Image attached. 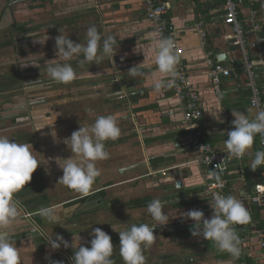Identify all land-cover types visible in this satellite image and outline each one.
<instances>
[{
    "label": "crops",
    "instance_id": "crops-1",
    "mask_svg": "<svg viewBox=\"0 0 264 264\" xmlns=\"http://www.w3.org/2000/svg\"><path fill=\"white\" fill-rule=\"evenodd\" d=\"M165 1L168 6L169 30L177 35L179 44L184 51L183 67L192 86L200 95V103L204 110L202 123L207 129L214 147L217 150H225L224 141L226 138L222 132L223 123L221 122L220 110L209 89L206 68L202 60L206 49L211 50L215 59L227 67L231 60H241L238 49L232 45L231 27L223 23L221 0ZM31 2L35 3L34 0H0V68L10 65L15 67L19 58L24 64L28 61L24 50L22 52L15 51L12 54L15 55H11L9 60H3L6 55L3 51L6 49L4 46L8 45V48L12 49L16 42L22 43L24 42L23 38L26 37H28L27 41L34 42L36 40L37 45L30 49V53L36 51L38 54L41 42L55 46V38L61 34L59 29L77 43L86 41V30L92 25L97 27L102 38L112 34L116 35L118 48L113 60L105 57L100 65L92 62L85 63L83 66H79V60L82 57L74 56L70 60L76 72L83 74L82 79H76L70 85L77 88L86 86V88L91 89L93 98V101H90L92 120L91 123H86L84 127L93 124L98 116L112 115L121 129V134L117 139L105 141V149L109 153V157L97 161L96 167L102 172L104 167L109 168L111 164L121 160L125 161L127 157L129 159L127 165L120 164L115 171L120 170V173L123 174L122 179L113 181L110 176L103 178L98 176L99 181L96 180L87 193L90 195L87 197L90 198L83 204L75 203L85 194L67 186L64 190L68 196L55 202V204H52L53 199H51V195L46 194V191L43 195L30 197V193H33L30 186L31 182H39L42 176V174L40 176L34 172L31 181L13 196V202L20 212L17 222L12 226L13 241L19 251L20 264H30L29 255L31 251L29 245L24 246L23 241L26 237L27 241L28 238L31 239V227L36 228L38 237L45 236V239L32 238V241L37 243V250H32V254L38 252L44 264H50V260L46 257L53 261H63V264H71L70 261L74 255L72 247L65 249L61 245L59 249L53 250L48 246L46 237L52 231L54 233L53 239H55V234H60L71 244L73 240L78 243L80 236L81 245L90 247L89 241L92 237L89 234L94 228L111 231L113 227H116L117 232L112 233H116L118 245L116 253L111 258L115 264H124L120 256L118 232L129 229L133 224H154L155 221L145 207L147 204L157 198L160 200L177 199L181 190L185 192L202 189L205 176L210 175V170L202 169L195 163V156L185 142L186 134L179 103L171 90L165 88L156 92L153 88L154 79L166 80L168 77L159 72L155 62L157 42L153 39L150 23L145 16L143 0H37V10L33 8L35 5H31ZM33 9L37 11V19L41 21L37 24L39 38L31 39L32 33L25 31L29 29V15L30 10ZM249 11V0H246L244 6H238L237 20L244 28L250 27ZM198 21L203 23L207 32L206 48L201 46L200 38L194 30ZM19 26L22 28L19 29ZM39 29L45 31L43 34L41 33V36ZM47 37L48 39H46ZM45 49H47V45ZM141 63H143L141 71L144 75L135 78L130 77L127 74L128 70ZM28 67L16 66L14 73L0 74L2 76L0 78V83H2L0 93L6 92L7 101L16 100L17 97H10L12 96L10 92H14L17 85L8 86L7 83H4L3 78L19 75L20 81L23 82L24 75L26 77L30 75V69L34 65L28 64ZM36 69H31V71L35 70L36 72ZM89 72L94 76L89 75ZM46 86L26 87L20 100L17 99L18 104L23 102V104L21 103V111L17 105L6 103L2 106L0 103V108L3 107L0 112L2 113L0 119L7 118L11 123L9 127L1 125L0 133L6 130L5 128L10 131L22 126L23 122L27 121L26 119L31 124L37 113L49 114L51 106H47L46 98H44L45 92L41 95L38 93V96H29L28 94L29 92L42 91L43 87ZM4 87L7 89H1ZM222 89L223 101L221 105L227 111L231 122L235 119L232 112L243 113L250 119L255 116V111L249 106L250 90L247 87L246 74L242 68L232 71L230 78L223 80ZM56 100H54L53 105L55 102L56 104L60 102V100ZM20 113L22 114L19 115ZM61 114L62 112H59L60 118ZM71 115L73 116L74 113L72 112ZM73 120L69 122L75 123ZM76 126H79L77 122ZM73 131L75 130H71L70 133ZM67 132H65L66 136H68ZM55 133L53 137V147L57 145L55 149L42 150L39 148L38 154L33 155L40 162L42 161L36 170H41L43 173L48 164H54L53 170L47 172L56 175L61 173L62 176V169L57 167L60 159H66L63 154L65 138L63 137V141L57 135L58 132ZM61 135L63 136V132ZM0 136L4 135L0 134ZM10 140L32 144V141L29 142L28 137L26 138L25 133H20L15 139L10 138ZM257 141L255 138L252 148L246 152L240 166L236 162L230 161L225 165L226 170L220 172L224 176L221 180H224L228 185L229 195L240 199L245 207L250 202L248 197L252 194L253 186L264 181V166L256 171H252L249 167L255 152L258 151ZM68 154L73 155L71 151ZM58 156L60 158L57 162L58 158L56 157ZM51 158L55 163L50 162ZM177 181L181 183L180 188L175 186ZM123 186L128 187L127 190L119 192L117 189ZM36 192L39 190L35 187ZM186 195L188 197H185ZM182 197L188 201L201 202L180 210L169 207L163 210L170 219L167 225H157L153 243L144 249L146 264H230L227 257L223 258L224 255L217 252L218 248L213 241L205 240L202 236H193L192 233L186 234L185 228L191 231L194 221L186 219L182 215L183 213L198 209L204 212L206 219L211 217L205 212L201 193L190 195L183 193ZM103 201L106 202L105 205ZM50 205L56 207L55 223H50L38 214H34L41 207ZM257 206L262 208L261 217L263 219L264 202ZM98 210H101L102 216H106H104L102 226L98 225L97 220L93 222L92 218H88L89 215L98 214L96 213ZM108 210L114 212L106 213ZM26 215H31V217H26ZM25 219H32L35 224L27 225L24 223ZM63 223H70L71 228L65 229ZM237 228L240 229L241 225H237ZM246 253V259L253 262L258 250L252 246L249 253Z\"/></svg>",
    "mask_w": 264,
    "mask_h": 264
},
{
    "label": "clouds",
    "instance_id": "clouds-1",
    "mask_svg": "<svg viewBox=\"0 0 264 264\" xmlns=\"http://www.w3.org/2000/svg\"><path fill=\"white\" fill-rule=\"evenodd\" d=\"M59 32L61 34L55 38L58 58L49 60L46 65L48 76L54 82L68 84L83 78V74H78L72 64L67 63L74 56L82 57L79 60V66H83L85 63L92 62L100 65L105 57L113 60L116 55L117 36L112 34L102 38L95 25L87 28L84 43L74 42L60 29ZM175 48L176 44L170 37L161 38L157 43L155 62L159 72L165 74L168 79H154L153 88L156 92L165 88H173L180 77L177 70L180 58ZM142 64L131 67L127 74L132 78L143 76ZM89 75L93 74L89 72ZM31 83L39 84L40 81ZM232 115L235 118L232 121L233 127L227 132L224 144L229 155L240 159L252 148L257 135L264 138V109L258 110L251 119L240 112H232ZM120 134L121 129L112 115L98 116L90 126H81L73 131L71 136L64 141L67 145L70 142L73 155L67 159H60L63 162L58 164L63 175L59 177L58 182L77 192L89 193L96 178L100 175L96 162L109 157L105 149V141L115 140ZM30 145L29 143H18L16 140L11 141L7 136H0V264H20L19 251L12 236V226L17 222L20 212L13 202V196L31 181L32 174L42 164L32 154L31 148L33 147ZM262 166H264V150H258L249 167L252 171H256ZM215 178L222 186L220 175L216 174ZM177 187H181L178 182ZM210 206L214 210L210 219H206L204 212L198 209L188 210L182 214L186 219L194 221L192 235L213 241L219 251L229 253L233 259L238 258L241 253L240 239L233 225L249 222L251 219L249 211L243 202L233 195L216 194ZM163 210V202L158 198L154 199L147 206V212L155 221L154 224H133L129 229L118 232L120 256L124 264H146L144 249L153 243L157 225H167L170 219ZM37 214L50 223L56 222L55 206L41 207ZM32 229L36 228H30V231ZM53 235L52 231L46 237L48 246L53 250L59 249L61 245L65 249L72 247L74 249V255L71 258L73 264H115L111 258L114 249L112 238L100 228H94L89 234L92 237L89 241L90 247L81 245L80 236L78 243L73 240L70 244L62 235L55 234V239ZM46 258L50 260V264H63V261Z\"/></svg>",
    "mask_w": 264,
    "mask_h": 264
},
{
    "label": "built area",
    "instance_id": "built-area-1",
    "mask_svg": "<svg viewBox=\"0 0 264 264\" xmlns=\"http://www.w3.org/2000/svg\"><path fill=\"white\" fill-rule=\"evenodd\" d=\"M144 13L150 23L151 34L155 42L161 38H172L176 44L175 52L180 58L177 65V70L180 77L176 80L175 86L171 88L173 96L179 103V108L182 113V122L185 131V142L195 156V163L202 169L210 170V175L205 176L204 190L201 194L202 198L206 200L205 212L212 217L213 209L210 204L213 203V198L216 194L227 196V184L224 180L220 186L215 178V173L224 169V166L234 161L239 166L243 162V158L237 159L228 154L227 149L217 150L211 142L209 133L202 123L203 107L200 103L199 92L192 86L187 73L183 67L182 59L184 51L181 48L176 33L169 30L167 20L168 6L165 0H143ZM223 9V23L231 27L233 37L231 38L233 47L237 48L242 62V69L246 74L247 87L250 90L249 106L255 111L264 109V35L262 31V18L259 9L255 7L257 0H249L250 4V29L246 30L237 20L238 6L240 2L235 0H221ZM194 30L198 34L201 46L206 48L207 32L201 21L195 24ZM251 58V59H250ZM203 64L206 68V76L209 82V89L214 95L218 108L220 110V117L223 121L222 132L227 139V132L232 130V122L229 119L227 111L222 108L223 89L222 83L224 79L230 78L234 61H230V65L224 66L222 62L215 59L213 52L206 49L203 53ZM257 67L260 71L261 86L257 81V74L255 71ZM254 118V117H253ZM259 148L264 150V138L259 135ZM251 203L261 205L264 202V181L256 184L252 188V194L249 195ZM178 202L177 199H174ZM164 206L168 203L162 201ZM31 217V215H26ZM237 228V225H233ZM32 233L36 229L31 230ZM239 236L240 239V256L236 259L229 255L230 264H264V232L257 231L253 235L246 234ZM254 246L258 250V254L254 257L253 262L246 259L245 252L249 253L250 248ZM217 252H221L217 249ZM246 253V254H247Z\"/></svg>",
    "mask_w": 264,
    "mask_h": 264
},
{
    "label": "rangeland",
    "instance_id": "rangeland-1",
    "mask_svg": "<svg viewBox=\"0 0 264 264\" xmlns=\"http://www.w3.org/2000/svg\"><path fill=\"white\" fill-rule=\"evenodd\" d=\"M31 5L36 6L37 2H35V3L31 2ZM36 10H34V9L30 10V15H29L28 26H29V28L32 27L34 29L32 32H30V33H32L30 36L31 39L36 38L39 35V33H37L38 32V29H37L38 25L37 24L41 20L37 19L38 16H37ZM39 31H40V36H41V33L43 34V32H45V31H41V29H39ZM46 31H48V30H46ZM23 39H24V42L19 43V44L16 42V45L12 49H9L8 45L4 46V47H6V49L3 51H5L6 55L3 57V60H9L10 56L13 53H15V51H21L22 52V50H24L27 54L26 59L28 61H26L24 64L22 62V60H20V58H19V62L18 63L16 62V66L22 67V65H24V67L27 68L28 64H33L34 67L31 69H34V68H37V69H36V72H35V70L31 71V69H30L31 73H30V75H27V77L24 75L25 79L23 78L24 79L23 82L20 81V84L16 86V89L14 90V92L13 91L10 92V94H12V96H10V97H17L16 100L17 99L20 100V97L24 93L23 92L24 89L26 90V87L37 86V85H39V86L40 85H42V86L47 85L46 87H43L42 91L29 92L28 94H29V96H32V95L38 96V93L41 95L42 93L45 92L46 95L44 94V98H46L47 106H51V107L49 109L50 110L49 114L48 113L47 114L44 113V115L41 113L40 114L37 113V115L34 114L36 116H35L34 120L31 121V124H29L28 119H26L27 121L25 123L23 122L22 126L16 127L15 129L10 130V131L7 130L8 128H5L6 130L1 132L0 134L7 136L11 139H15L20 133L21 134L25 133L26 138L28 137V141L29 142H30V140L32 141L31 142L32 143L31 145L33 147V148H31L32 154L37 155L39 148L42 150H52L53 148L55 149V147L57 146L56 145L55 147H53V144H54L53 136H54L55 132H58L57 135L60 136L61 139L64 141L63 137L65 139H67L71 136V134H72V133H70L71 130H78L81 126L84 127V125L86 123H91L90 121L92 120V114H91L92 112L90 109V101H93L92 100L93 98L91 96V89L86 88V86L77 88L74 85L71 86L70 83H68V84L57 83V82L52 81L51 78L48 76L47 69H46V65L48 64V61L58 58L56 55V49H55L54 45L46 44L45 42H43V43L41 42L40 43L41 46L38 50V54L36 51L30 53V49L37 45L36 40L34 42L29 41V40L27 41L26 39H28V37L23 38ZM42 40H44V39H42ZM46 45H47V49H45ZM9 52H12V53H9ZM14 55H12V56H14ZM5 57H6V59H5ZM67 63H70V61H67ZM16 66L14 67L13 65H10L8 67L7 66L3 67V68L1 67L0 68V74L5 73V72H13L14 73L16 71ZM6 74L7 73H5L4 75H6ZM1 77L2 76H0V78ZM38 80L40 81L39 84L31 83V82H36ZM5 93H3V94L0 93L1 105L2 106L6 105V103L17 105L19 107V111H21L20 108L22 107L23 102H21L22 104L20 102L18 104V100L16 102L15 99H10L7 101L6 97L8 95ZM55 99H57L56 101L60 100V102L57 104L55 102V104L53 105V102ZM2 106L0 108V112H1V109H3ZM59 112L60 113L62 112L61 118L59 117ZM72 112L74 113L73 116L71 115ZM21 114L22 113H20L19 115H21ZM0 115H2V113H0ZM38 115H41V116H38ZM14 117H16V115H14ZM73 119H75V120H73ZM72 120L75 121V123L69 122ZM0 122H1L0 126L3 125L4 127L5 126L9 127L11 125V123L9 122V120H7V118H1ZM76 122L79 124V126H76ZM60 126H62V127H60ZM72 127H74V128H72ZM66 130L69 132H67ZM52 132H53V135H52ZM61 132H63V136L61 135ZM65 132H67L66 134H68V136L65 135ZM32 134H33V136H32ZM31 145H30V147H31ZM70 151H71L70 150V142H69V145L64 143L63 154H64L66 159L71 157V155L68 154ZM56 158H58V160H57V162H58L60 157L58 156ZM52 159L53 158L50 159V162L55 163V161H52ZM128 159H129V157H127L125 161L121 160L120 162H117L118 164L117 163H115L113 165L111 164L109 166V168L104 167L103 168L104 171H102V172L100 171L99 177L103 178L104 176L105 177L110 176V178L113 181L122 179L123 174L120 173V170H118L117 172H115V171L117 170L118 165H120V164L121 165H123V164L127 165ZM59 162L62 163L63 161L60 160ZM41 163H42V161H41ZM54 167H55L54 164H51V165L48 164L46 167L47 169H45V172L42 173L41 170L35 171V173L40 175V176H41V174H42V176L45 173H47V174L44 175V177L41 176V178H40L41 182L40 181L37 183L31 182L30 186L33 189V193H30V195H29L30 197H36L38 195H43L46 191V194L48 196L51 195V199H53L51 201L52 204H55V202H58L61 199H65L68 196L67 193H65L66 190H64L65 185L58 182L59 177H61V175H60L61 173L60 174L57 173V175H56L55 173L47 172V171H52ZM57 168H59V166ZM96 180H97V182L99 181L98 178H96ZM44 182H45V184H44ZM35 187L39 190V192L35 193ZM124 188H126V189H124ZM127 188L128 187L123 186L120 189H117V188H115V189H117L119 192H123V190L126 191ZM51 202H49V204H51ZM103 204L105 205L106 202L103 201ZM109 204H111V203H109ZM109 206H111V205H109ZM109 212H114V211H109V210H108V212L106 211V213H109ZM96 213H98V214H96L95 216L92 215L93 217L89 215L88 218L89 217L92 218L93 222L97 220L98 225L102 226L104 223L103 219H104L105 215L102 216L101 210H98V212L96 211ZM105 222H107V221L105 220ZM24 223H26L27 225H29V224L34 225L35 224L34 222H32V219L31 220L25 219ZM62 225L65 229L71 228L70 223H63ZM188 226H190V225H188ZM31 228H35V227H31ZM39 228L41 229V227H39ZM113 228H115V230H116V227H113ZM76 230H78V229H76ZM102 230L111 236L112 243L114 246L113 254L116 253L117 245H118L117 235H116V233L114 234L112 232H117V230L116 231L114 229H112L111 231L110 230L108 231L107 229H102ZM33 234H35V233H32V232L30 233L31 239L28 238V241H27V239H26L27 237H26V238H24V241H23L24 246L26 244L29 245V249L31 251V253L29 255V258H30L29 262H30V264H44V262L40 259V255L38 252H34L32 254V250H34V251L37 250V247H36L37 243H34L32 241V238L36 237V238L45 239V236L44 237H41V236L38 237L37 233H36V235H33ZM70 262H71V264H73V261H70Z\"/></svg>",
    "mask_w": 264,
    "mask_h": 264
},
{
    "label": "trees",
    "instance_id": "trees-1",
    "mask_svg": "<svg viewBox=\"0 0 264 264\" xmlns=\"http://www.w3.org/2000/svg\"><path fill=\"white\" fill-rule=\"evenodd\" d=\"M235 1L236 2H240V5L241 6H244L245 3H246V0H235ZM34 2H37V0H34ZM36 7L37 6H34L33 8H36ZM255 7L257 9H259L258 3L255 5ZM21 28L22 27L19 26V29H21ZM249 29H250L249 27L246 28V30H249ZM33 30L34 29L32 27H30L25 32H27V31L28 32H32ZM260 33L262 34V32H260ZM241 68H242V62H241V60L240 61H234V65H233L232 71H237V70H239ZM255 71H256V74L258 76L257 81H258L259 85L261 86L262 80L260 79V71H259V69L257 67H255ZM231 75H232V73H231ZM7 79H8V81L6 82ZM3 80H5L4 83H7L8 86L9 85H15L16 86V85L20 84V77H19V75H17V76H10V77L8 76V77L3 78ZM1 84L2 83H0V87H2ZM246 84H247V79H246ZM5 88L7 89V87L1 88V89H5ZM257 140H258L257 141V143H258V150H260V148H259V139L257 138ZM224 170H226L225 166H224V169L223 170L215 173V177H216V174H219L220 177H221V179H223L224 176L220 172H222ZM203 190H204V187H202V189H195V190H192V191H185V192L181 190V194L179 195V198H177L178 202H175L174 199L173 200H161V201H165V202L168 203L167 205L164 206V209H166L167 207H169V208L174 209V210H180V209L185 208V207H188V206L189 207L190 206H195V205H197L198 203L201 202V201H188L185 198V197H188L187 195L184 198L182 197V194L183 193L184 194H188L189 193V195L190 194H198V193H201L202 194ZM226 194H227V196L229 195L228 189L226 191ZM87 196H90V195L89 194L88 195L87 194L83 195V198H79L75 204H83V203H85L87 201V199L90 198V197L88 198ZM202 201L204 202V205H205L206 204V200H204L202 198ZM138 204H139V202H138ZM132 205H134V204H132ZM147 206H148V204H147ZM147 206H145V207H147ZM246 208H247V210L250 213L251 219H250L249 222H247L245 224H242L240 229L236 228L237 234H239L240 236H244L246 234L253 235L257 231H263L264 232V218L262 219V217H261V209L262 208L260 206H257L256 204L251 203V202H248ZM205 209H206V205H205ZM185 231H186V234L192 233V228H191V231H189L188 228H185ZM218 253H220L221 255H224L223 258L224 257H227L229 259V255L227 253H224V252H218Z\"/></svg>",
    "mask_w": 264,
    "mask_h": 264
},
{
    "label": "water",
    "instance_id": "water-1",
    "mask_svg": "<svg viewBox=\"0 0 264 264\" xmlns=\"http://www.w3.org/2000/svg\"><path fill=\"white\" fill-rule=\"evenodd\" d=\"M257 3H258V6H259V11H260V15H261V18H262V25H263V29H262L261 32L264 35V0H257ZM225 59L226 58L224 57V60ZM177 182L180 183L179 181H177ZM177 182L175 183L176 187H177ZM178 188H180V187H178ZM34 214H37V212H35Z\"/></svg>",
    "mask_w": 264,
    "mask_h": 264
},
{
    "label": "flooded vegetation",
    "instance_id": "flooded-vegetation-1",
    "mask_svg": "<svg viewBox=\"0 0 264 264\" xmlns=\"http://www.w3.org/2000/svg\"><path fill=\"white\" fill-rule=\"evenodd\" d=\"M8 75V74H7ZM16 102H17V100H16Z\"/></svg>",
    "mask_w": 264,
    "mask_h": 264
}]
</instances>
